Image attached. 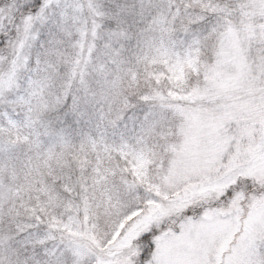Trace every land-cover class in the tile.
<instances>
[{
	"label": "snow or ice",
	"instance_id": "6c2138e0",
	"mask_svg": "<svg viewBox=\"0 0 264 264\" xmlns=\"http://www.w3.org/2000/svg\"><path fill=\"white\" fill-rule=\"evenodd\" d=\"M0 264H264V0H0Z\"/></svg>",
	"mask_w": 264,
	"mask_h": 264
}]
</instances>
